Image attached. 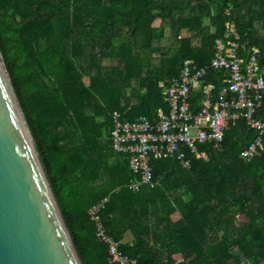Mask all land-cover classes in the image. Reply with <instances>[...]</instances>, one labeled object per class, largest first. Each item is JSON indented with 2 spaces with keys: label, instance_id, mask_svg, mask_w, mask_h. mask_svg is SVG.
<instances>
[{
  "label": "trees",
  "instance_id": "obj_1",
  "mask_svg": "<svg viewBox=\"0 0 264 264\" xmlns=\"http://www.w3.org/2000/svg\"><path fill=\"white\" fill-rule=\"evenodd\" d=\"M228 24L264 73V0H0V47L84 264H120L90 215L104 198L100 220L137 264H264V137L243 159L257 137L245 118L220 148L200 144L207 159L189 154L190 168L152 156L159 183L138 191L111 136L115 110L130 121L168 113L162 82L186 62L207 68L193 111L203 85L216 98L226 73L212 62Z\"/></svg>",
  "mask_w": 264,
  "mask_h": 264
},
{
  "label": "built area",
  "instance_id": "obj_2",
  "mask_svg": "<svg viewBox=\"0 0 264 264\" xmlns=\"http://www.w3.org/2000/svg\"><path fill=\"white\" fill-rule=\"evenodd\" d=\"M227 42H216V54L212 68L226 73L224 86L215 98L214 86L203 85L204 98L198 113L193 111L191 91L204 82L207 68H199L186 62L178 77L165 84L163 94L169 103V112L161 108L154 121L142 115L138 119L125 120L119 110L112 113V142L114 149L129 156L133 171L138 179L129 183L134 191L143 186L155 187L157 180L153 173L151 157H176L182 167L190 168L189 154L207 159V154L199 150L200 144H214L220 148L225 130L239 119L245 118L248 126L255 130L254 143L243 152L242 157L251 160L264 137V118L259 110L264 109V73L260 72L259 51L252 49L245 59L240 52L245 50L239 44V36L234 25L228 24ZM107 198L95 203L90 215L97 223L98 238L108 244L114 262L137 264L136 259L121 249V241L108 234L99 216Z\"/></svg>",
  "mask_w": 264,
  "mask_h": 264
},
{
  "label": "water",
  "instance_id": "obj_3",
  "mask_svg": "<svg viewBox=\"0 0 264 264\" xmlns=\"http://www.w3.org/2000/svg\"><path fill=\"white\" fill-rule=\"evenodd\" d=\"M0 264H84L1 47Z\"/></svg>",
  "mask_w": 264,
  "mask_h": 264
},
{
  "label": "crops",
  "instance_id": "obj_4",
  "mask_svg": "<svg viewBox=\"0 0 264 264\" xmlns=\"http://www.w3.org/2000/svg\"><path fill=\"white\" fill-rule=\"evenodd\" d=\"M179 219V216L178 215H175L174 216V220L176 221V220H178ZM133 239H134V236H133V233L130 231V230H128L126 233H125V237H124V240H123V242H132L133 241Z\"/></svg>",
  "mask_w": 264,
  "mask_h": 264
},
{
  "label": "rangeland",
  "instance_id": "obj_5",
  "mask_svg": "<svg viewBox=\"0 0 264 264\" xmlns=\"http://www.w3.org/2000/svg\"><path fill=\"white\" fill-rule=\"evenodd\" d=\"M184 35H185V36H188L189 34L184 33ZM165 45H169V42H167ZM106 64L109 65V64H110L109 61H106Z\"/></svg>",
  "mask_w": 264,
  "mask_h": 264
}]
</instances>
